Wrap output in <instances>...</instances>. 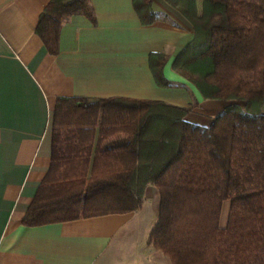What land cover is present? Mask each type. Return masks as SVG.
<instances>
[{"label": "crops", "instance_id": "crops-1", "mask_svg": "<svg viewBox=\"0 0 264 264\" xmlns=\"http://www.w3.org/2000/svg\"><path fill=\"white\" fill-rule=\"evenodd\" d=\"M50 1L0 0V264H171L148 243L158 192L151 183L137 189L138 154L152 147L139 142L133 102L159 103L166 113L144 138L159 135L169 119L178 127L180 108H191L186 122L209 127L235 102L205 98L174 70L176 60L179 67L192 57L195 33L165 0H152L158 20L151 25H142L133 0H89L95 23L72 16L56 55L36 33ZM151 54L165 56L170 86L156 84ZM58 99L86 101L56 108ZM46 176L88 187L80 197L98 211L123 209L131 199L133 209L24 226Z\"/></svg>", "mask_w": 264, "mask_h": 264}, {"label": "trees", "instance_id": "trees-1", "mask_svg": "<svg viewBox=\"0 0 264 264\" xmlns=\"http://www.w3.org/2000/svg\"><path fill=\"white\" fill-rule=\"evenodd\" d=\"M152 0H133L142 25L158 20ZM190 22L195 39L192 57L175 71L205 98L231 100L209 127L184 120L189 109L164 124L155 102H133L139 116L138 139L151 152L138 154V192L151 183L158 192V219L148 243L171 264H264V0H165ZM200 5V10L198 6ZM93 24L89 0H51L42 11L36 33L50 55L58 54L59 32L72 16ZM163 54H151L149 65L158 86H170L162 74ZM196 71L190 73L188 67ZM86 100L58 99L62 104ZM110 100L95 101L103 103ZM89 102V101H88ZM243 102L244 104H241ZM170 114V113H169ZM111 184L112 180H101ZM111 182V183H110ZM128 189V188H126ZM133 188H131V191ZM80 182L53 183L47 176L26 210L22 225L41 226L120 210H96ZM229 201L225 227L219 219Z\"/></svg>", "mask_w": 264, "mask_h": 264}, {"label": "rangeland", "instance_id": "rangeland-1", "mask_svg": "<svg viewBox=\"0 0 264 264\" xmlns=\"http://www.w3.org/2000/svg\"><path fill=\"white\" fill-rule=\"evenodd\" d=\"M241 104H244V103L241 102ZM262 111L264 112V105L262 106ZM228 212H229V201H225V202H223L222 207H221V213H220V219H219L220 227H225L227 217H228ZM154 250H156V249H154ZM156 251L160 252V254L164 258L169 260V258L166 255H164L161 251H159V250H156ZM169 262H170V260H169Z\"/></svg>", "mask_w": 264, "mask_h": 264}]
</instances>
